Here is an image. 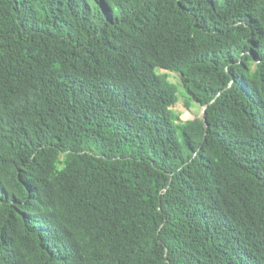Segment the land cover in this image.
Listing matches in <instances>:
<instances>
[{
    "label": "trees",
    "instance_id": "1",
    "mask_svg": "<svg viewBox=\"0 0 264 264\" xmlns=\"http://www.w3.org/2000/svg\"><path fill=\"white\" fill-rule=\"evenodd\" d=\"M0 264H264V0H0Z\"/></svg>",
    "mask_w": 264,
    "mask_h": 264
},
{
    "label": "rangeland",
    "instance_id": "2",
    "mask_svg": "<svg viewBox=\"0 0 264 264\" xmlns=\"http://www.w3.org/2000/svg\"><path fill=\"white\" fill-rule=\"evenodd\" d=\"M159 71L161 73H167L168 79L171 82L176 83L178 85L179 100L176 104L172 106V109L181 114V119L185 121V120L194 119L195 117H201L204 111V107L194 102H189L190 107H186L185 102H186V98L188 97V94L185 91L183 85L181 84L180 76L176 73L166 70H159Z\"/></svg>",
    "mask_w": 264,
    "mask_h": 264
},
{
    "label": "water",
    "instance_id": "3",
    "mask_svg": "<svg viewBox=\"0 0 264 264\" xmlns=\"http://www.w3.org/2000/svg\"><path fill=\"white\" fill-rule=\"evenodd\" d=\"M204 113V112H203ZM204 120H205V118H204Z\"/></svg>",
    "mask_w": 264,
    "mask_h": 264
}]
</instances>
